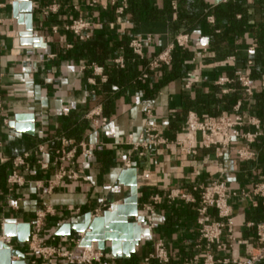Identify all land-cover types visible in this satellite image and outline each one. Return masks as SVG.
Returning <instances> with one entry per match:
<instances>
[{
    "label": "crops",
    "instance_id": "crops-1",
    "mask_svg": "<svg viewBox=\"0 0 264 264\" xmlns=\"http://www.w3.org/2000/svg\"><path fill=\"white\" fill-rule=\"evenodd\" d=\"M14 1L0 0V223L13 219L18 224H30L32 229L36 212L51 207L56 214L46 219L45 238L55 246L79 253L83 240L77 243L78 234L72 232L69 236H58V230L67 224H82L85 215L102 204L110 208L123 204L130 197L131 189L119 183V176L122 171L129 170L125 169V164L129 162L130 169L137 171L139 210L144 212L143 205L154 196H159L162 201L154 207L150 235L141 237L131 259H114L110 264H144V259L153 251L158 240L167 246L168 264H182L198 254L196 204L181 200L171 202L169 194L180 190L197 200L198 193L194 188L216 180H224L231 192H252L254 183L264 180V138L252 146L254 158L247 162L237 157V152L244 149L241 142L234 143L225 156L218 159L213 149H201L196 156H185L177 151L158 148L139 156L132 152L128 140L130 136L138 140L146 123L147 111L153 113L159 130L171 140L180 135L189 112L219 117L232 113L240 103L243 112H250L261 119L260 116H264V87L259 83L261 77H255V95L251 100L235 82L217 84L221 79L233 80L245 70L248 59L241 62L237 56L241 52L248 54V48L256 42L254 35H247L244 49L237 48V41L215 48L208 35V26L216 24L212 16L207 18L208 26L197 28L192 35L185 33V29L172 34L171 24L177 21L176 12L182 3L204 4L213 8L224 3L223 0H172L177 5L172 15L138 27L126 17H118L110 6L105 10L102 6L90 7L86 0H60L57 12L45 16L43 10L52 1L30 0L34 36L46 45L45 49H34L20 43L18 34L21 26L14 18ZM149 1L154 8L162 9L164 6V0ZM108 4L107 0L102 5ZM80 17L93 23L92 38L88 41L101 40L109 49L127 37H150L151 41L145 42L147 61L173 46L178 36L187 35L189 43L185 49L194 56L186 61V75L170 81L151 95L142 88H122L112 92L110 96L117 99L111 115L105 117L108 123L104 127L95 126L86 116L99 110L103 115L101 101L105 94L98 90L109 77L99 63L75 55V48L86 41H78L65 28ZM209 18H213L214 23H210ZM237 19L241 16L238 15ZM253 21L259 23L260 17L255 15ZM53 28H58V33L55 34ZM204 54L206 57H203ZM250 57L254 59V54H249ZM118 58H122L125 64L121 50L117 51L116 57L110 52L106 62L112 63ZM93 64L103 69L104 79L89 68ZM154 74L147 76L144 72L141 76L144 85L147 82L148 90L159 86L164 76L158 70ZM189 75L192 85L186 88ZM63 139L76 143L86 141L95 145L96 152L92 160L78 154L76 170L80 179L63 182L53 194L48 195L37 190L35 182L53 177V162ZM24 154L29 155V172L24 173L29 183L13 194L14 200L20 199V210L13 212L6 207L9 197L7 179L13 169V160ZM39 161L49 164L50 169L42 170ZM231 206L234 238L237 242L255 244L254 232L247 228V224L264 223L263 202L251 195L234 198ZM76 210L81 213L75 214ZM213 218L216 219L214 214ZM148 226L145 219L142 227L148 229ZM52 237L54 241L50 240ZM223 242H228L227 233ZM17 244V250L25 255L26 263L31 264L34 258L28 253L26 245ZM109 248L110 244H107L105 253L112 258ZM243 255L244 246L236 245L216 256L230 258ZM53 264L65 263L56 260Z\"/></svg>",
    "mask_w": 264,
    "mask_h": 264
},
{
    "label": "built area",
    "instance_id": "built-area-1",
    "mask_svg": "<svg viewBox=\"0 0 264 264\" xmlns=\"http://www.w3.org/2000/svg\"><path fill=\"white\" fill-rule=\"evenodd\" d=\"M52 4L43 10L45 16L57 12L60 0H51ZM92 8L102 6L107 9L109 6L115 9V14L122 17L125 10L128 8V0H108V5H102L107 0H86ZM229 0H223L224 3ZM173 10H177V5L172 3ZM210 23H214L213 18L208 19ZM128 24V22L126 23ZM93 23L84 17L73 20L65 28L67 32L72 33L80 42L88 41L92 38ZM53 32L58 33V28H53ZM151 41L150 37L135 36L129 47L133 54L140 59H146L145 42ZM189 43L187 35H180L176 38L173 46L168 48L163 53L159 54L152 60L148 61L151 71H157L164 66H170L172 61V52L175 48L185 49ZM257 49L255 42L248 48V53L253 55ZM203 57H206L204 54ZM114 64L119 68L124 67V60L118 58L114 60ZM255 67V61L252 57L246 62L245 70L240 73L235 79H221L217 82L218 85L225 83L239 84L242 92L248 100H251L255 95V81L251 74ZM97 76L104 79L103 69L96 65L89 67ZM145 78H147L145 76ZM191 75L186 84V88L192 85ZM259 83L264 87V73L262 74ZM2 103L0 100V110ZM87 119L97 127H104L108 123V119L103 117L99 111L90 112ZM7 119L4 123L7 124ZM250 129V130H249ZM261 138H264V121L258 116L243 112L242 105L237 104L232 113H224L219 117L201 116L196 112H189L180 135L174 139H169L164 136L159 127L154 122V115L151 111L146 112V123L138 140L133 136L129 137L128 144L132 148L133 153L143 156L150 149L166 148L171 151H177L185 156H196L201 149H213L215 156L222 159L228 149L236 142H241L244 149L237 152V157L240 161L247 162L254 158V153L251 150L252 146ZM42 152V148H40ZM96 152V147L86 141L76 143L73 140L63 139L61 148L56 152V157L53 162L55 173L53 177L47 181H37L35 186L37 190L44 191L51 195L58 189L63 182H76L80 179L79 173L76 170V159L78 154L87 160H92ZM29 155L24 154L15 158L12 162V172L8 176L7 186L9 197L7 198V209L13 212H18L20 199L14 200L13 194L17 189L24 188L29 181L24 173L29 172L28 167ZM40 168L44 171L50 169V165L39 161ZM130 163L125 164V169H130ZM198 193V199H194L191 195L180 190L172 191L168 199L171 202L181 200L188 204H196V224L198 231L199 253L185 260L182 264H264V223H249L247 228L254 232L255 244L237 242L233 233V209L231 200L238 197L247 198L254 196L260 199L264 204V180L257 181L253 185L252 192L241 191L231 192L227 183L224 180H216L208 185H201L194 188ZM162 199L159 196L151 198L150 202L143 205V210L146 212V221L149 224V232L152 230V216L155 213V206L159 205ZM110 210V206L102 204L92 213V218L102 215L103 212ZM80 210H76L75 214L79 215ZM55 210L51 207H46L44 210L36 212L33 228L31 229L28 242L25 244L28 253L31 254L34 260L31 264H53L56 260H61L65 264H110L113 258L107 253L100 251L95 244L79 249V253L71 251L62 246H55L48 242L45 238V224L48 217H54ZM213 214L216 219L213 218ZM5 221L0 223V243L6 246L10 251L18 249V244L15 238L7 237L4 234ZM18 224V222H17ZM227 233V243L223 242L224 234ZM85 234H78L77 243L84 240ZM54 241L55 238H50ZM236 245L244 246V255L230 258L217 257L219 253L226 252L228 249H233ZM168 264L170 257L166 244L162 240L155 242L153 251L146 256L144 264Z\"/></svg>",
    "mask_w": 264,
    "mask_h": 264
},
{
    "label": "trees",
    "instance_id": "trees-1",
    "mask_svg": "<svg viewBox=\"0 0 264 264\" xmlns=\"http://www.w3.org/2000/svg\"><path fill=\"white\" fill-rule=\"evenodd\" d=\"M174 12L172 0H164L162 9L154 8L149 0H128V8L125 10L123 17H126L138 27L143 23L164 20L165 15L170 16ZM176 13L178 16L177 21L172 23L170 28L173 35L179 33L181 29H185V33L192 35L197 28L208 26V17H214L216 24L212 27L208 26V35L211 44L215 48L237 41L239 42L237 48L244 49L247 46V35H254L257 49L254 53L255 67L251 76L253 80H255V77H261L264 71V0H229L213 8H208L204 4L199 6L184 2ZM238 15L241 16L239 20L237 19ZM255 15L260 17L259 23L253 21ZM217 31L220 33H217ZM132 39L127 37L122 42L116 43L112 49H109L101 40L96 42L91 40L81 43L74 50L75 55L99 63L109 77L107 83L98 90V92L105 94L101 101L104 105V117L111 115L113 103L117 99L115 96H110L112 92L114 93L122 88L124 90L127 88H142L149 95L154 94L170 81L184 77L188 70L186 61L191 60L194 56L187 49L175 48L172 52L170 66H164L158 70L164 74L161 83L152 90H148L147 82L144 85L141 76L144 72L147 76L148 74L153 76L155 71L150 70L146 59L142 60L133 54L129 47ZM118 50L122 51V56L125 59L124 68L116 66L114 61L112 63L106 62L110 52H113L114 57H116ZM237 57L238 61L245 62L249 59V53L241 52ZM260 117L264 121V116Z\"/></svg>",
    "mask_w": 264,
    "mask_h": 264
},
{
    "label": "water",
    "instance_id": "water-1",
    "mask_svg": "<svg viewBox=\"0 0 264 264\" xmlns=\"http://www.w3.org/2000/svg\"><path fill=\"white\" fill-rule=\"evenodd\" d=\"M14 18L21 26L18 38L22 46L34 49H45L46 45L33 32V5L30 0H15L13 3ZM19 119V118H18ZM31 134V132H27ZM119 183L131 189V195L121 205H113L110 210L101 216L92 218L90 213L84 217L82 224H67L62 226L58 236H69L73 233L85 234L82 247L95 244L100 251L105 252L110 244V253L115 260H130L142 236H149L145 223L146 212L138 208L137 171L129 169L122 171ZM137 218V221L134 219ZM30 224H17L16 220L5 221L4 234L17 240L20 245H25L30 237ZM0 264H27L25 255L19 251H10L0 243Z\"/></svg>",
    "mask_w": 264,
    "mask_h": 264
}]
</instances>
